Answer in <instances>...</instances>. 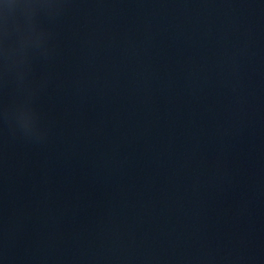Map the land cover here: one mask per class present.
<instances>
[{
    "label": "water",
    "instance_id": "1",
    "mask_svg": "<svg viewBox=\"0 0 264 264\" xmlns=\"http://www.w3.org/2000/svg\"><path fill=\"white\" fill-rule=\"evenodd\" d=\"M5 44L3 264H264V0H41Z\"/></svg>",
    "mask_w": 264,
    "mask_h": 264
},
{
    "label": "clouds",
    "instance_id": "2",
    "mask_svg": "<svg viewBox=\"0 0 264 264\" xmlns=\"http://www.w3.org/2000/svg\"><path fill=\"white\" fill-rule=\"evenodd\" d=\"M48 6H54L55 0H45ZM41 6V0H0V65L7 68L10 51L5 44V38L8 32L9 17L17 9L32 10ZM25 126L33 123V114L30 109H24L21 112ZM0 264L3 261L0 260Z\"/></svg>",
    "mask_w": 264,
    "mask_h": 264
}]
</instances>
